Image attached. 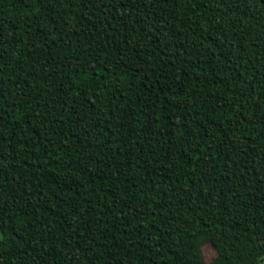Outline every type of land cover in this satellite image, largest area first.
<instances>
[{"label":"trees","instance_id":"obj_1","mask_svg":"<svg viewBox=\"0 0 264 264\" xmlns=\"http://www.w3.org/2000/svg\"><path fill=\"white\" fill-rule=\"evenodd\" d=\"M262 264L264 0H0V264Z\"/></svg>","mask_w":264,"mask_h":264},{"label":"rangeland","instance_id":"obj_2","mask_svg":"<svg viewBox=\"0 0 264 264\" xmlns=\"http://www.w3.org/2000/svg\"><path fill=\"white\" fill-rule=\"evenodd\" d=\"M214 257V252L212 248L207 244L203 245L201 248L200 255V264H208ZM261 263L264 264V257L261 260Z\"/></svg>","mask_w":264,"mask_h":264}]
</instances>
